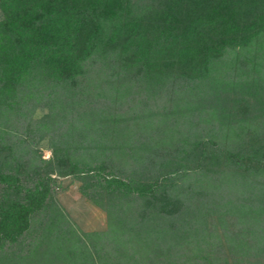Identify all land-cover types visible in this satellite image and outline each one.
Segmentation results:
<instances>
[{"label":"trees","instance_id":"16d2710c","mask_svg":"<svg viewBox=\"0 0 264 264\" xmlns=\"http://www.w3.org/2000/svg\"><path fill=\"white\" fill-rule=\"evenodd\" d=\"M0 264H264V0H0Z\"/></svg>","mask_w":264,"mask_h":264},{"label":"rangeland","instance_id":"374dc122","mask_svg":"<svg viewBox=\"0 0 264 264\" xmlns=\"http://www.w3.org/2000/svg\"><path fill=\"white\" fill-rule=\"evenodd\" d=\"M43 155L49 157L50 153L43 144ZM78 184L70 178L60 180L58 198L61 205L75 226L83 231L102 229L105 226V214L90 202L82 198L77 191Z\"/></svg>","mask_w":264,"mask_h":264}]
</instances>
